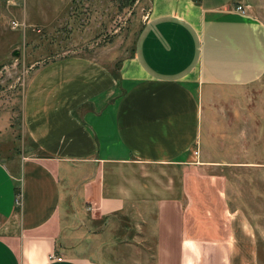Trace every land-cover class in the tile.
Wrapping results in <instances>:
<instances>
[{
	"label": "crops",
	"instance_id": "1",
	"mask_svg": "<svg viewBox=\"0 0 264 264\" xmlns=\"http://www.w3.org/2000/svg\"><path fill=\"white\" fill-rule=\"evenodd\" d=\"M21 5L0 0V55L20 41L9 21L26 19ZM236 5L150 0L114 72L69 56L31 73L22 117L35 152L12 166L0 161V264H122L120 246L131 248L124 264H264V236L226 200L246 197L243 174L228 187L229 170L264 167L262 130L245 124L246 105L262 100L252 90L264 84V27ZM133 165L179 177L160 186L130 173L112 181L110 168ZM261 181H246L258 204ZM95 218L117 222L108 237L90 231L109 254L60 251L62 233L82 235Z\"/></svg>",
	"mask_w": 264,
	"mask_h": 264
},
{
	"label": "rangeland",
	"instance_id": "2",
	"mask_svg": "<svg viewBox=\"0 0 264 264\" xmlns=\"http://www.w3.org/2000/svg\"><path fill=\"white\" fill-rule=\"evenodd\" d=\"M149 1L22 0V5L17 9L21 11V14H25L26 19H16L20 23L17 27L22 30L20 41L18 44L15 43L13 47L5 48L4 53L0 55L1 162L12 166L16 159L35 152L24 129L22 117L23 89L31 73L42 64L69 56L90 59L114 72L120 61L132 51L135 36L146 16ZM238 1L245 12L264 27V0ZM262 83H264V79ZM257 90L262 93L261 104L251 103L246 105V113L249 116H246L245 124L246 127H253L252 125H254L255 128L261 129L260 137L264 139V84L261 86L259 83L254 84L252 91L256 92ZM258 110L260 114H258ZM259 153L261 158L264 159V149H261ZM109 172L114 175L112 181L116 183L121 178L122 184L125 173H130L137 179H144L145 184L149 183L153 186L165 184L168 177L173 178L175 181L179 177L176 170L168 172L169 175L166 177L151 168L136 165L127 169L122 166L115 173L110 168ZM227 173L228 187L232 185L230 187L235 189L238 184V174L239 180H241L243 174L244 184L250 189L247 190L245 187L246 197L242 199L244 201L243 205L240 199L236 198V191L229 192L226 198L229 206L244 210V217L250 226L263 237L264 182L261 181L260 183L263 197H261V202L258 204V201L253 200L251 196L252 183H246V181L257 174L264 177V167H254V169L253 167H245L244 172L229 170ZM216 217L215 215L214 218ZM114 222L117 223L108 218L87 220L84 223L85 230L82 235L75 236L69 231V235L73 237V239H70L66 232L62 233L61 237L58 238V248L63 253L84 254L101 261L99 256L109 254L110 252L107 249L110 251V248H106V250L103 248L104 252L100 251L99 239L97 237L94 240L90 236V231H96L99 237H108L109 228ZM66 236H68V239ZM82 236L84 238L77 243ZM133 248V254L139 257L142 256L143 251L140 248L135 246ZM151 248L153 247L151 246ZM113 251L121 255L120 258L123 259L122 264H124V259L127 258L125 254H129L131 248H129V252H126L125 247L120 246L119 248H113ZM263 251L264 248L260 250L262 263H264ZM145 252L148 254V250L145 249Z\"/></svg>",
	"mask_w": 264,
	"mask_h": 264
},
{
	"label": "built area",
	"instance_id": "3",
	"mask_svg": "<svg viewBox=\"0 0 264 264\" xmlns=\"http://www.w3.org/2000/svg\"><path fill=\"white\" fill-rule=\"evenodd\" d=\"M235 9H236L237 11L241 12V13L244 12V9H243V7H242L241 5H236V6H235ZM19 25H20V23H18V21L14 20V19H12V20L9 21V27H10V28H14V27H17V26H19ZM193 153L195 154L196 151H194ZM17 201H18V193H16L15 196H14V202H15L16 204H17ZM54 258H55L56 260H60V257H54Z\"/></svg>",
	"mask_w": 264,
	"mask_h": 264
}]
</instances>
